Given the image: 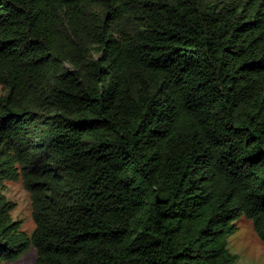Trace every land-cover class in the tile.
Returning a JSON list of instances; mask_svg holds the SVG:
<instances>
[{"label":"trees","instance_id":"trees-1","mask_svg":"<svg viewBox=\"0 0 264 264\" xmlns=\"http://www.w3.org/2000/svg\"><path fill=\"white\" fill-rule=\"evenodd\" d=\"M240 216L264 242V0H0V264H238Z\"/></svg>","mask_w":264,"mask_h":264},{"label":"rangeland","instance_id":"rangeland-1","mask_svg":"<svg viewBox=\"0 0 264 264\" xmlns=\"http://www.w3.org/2000/svg\"><path fill=\"white\" fill-rule=\"evenodd\" d=\"M5 195L15 203L12 211L13 218L22 220V228L28 233L34 229L31 193L26 188L24 180L7 181ZM237 229L227 237L229 249L236 254L238 264H264V242L257 234L254 222L245 216L234 220ZM36 248L31 249L14 261L2 264H35Z\"/></svg>","mask_w":264,"mask_h":264}]
</instances>
